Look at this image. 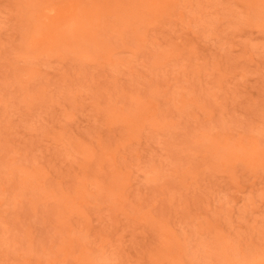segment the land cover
<instances>
[{"label": "rangeland", "instance_id": "374dc122", "mask_svg": "<svg viewBox=\"0 0 264 264\" xmlns=\"http://www.w3.org/2000/svg\"><path fill=\"white\" fill-rule=\"evenodd\" d=\"M0 264H264V0H0Z\"/></svg>", "mask_w": 264, "mask_h": 264}]
</instances>
